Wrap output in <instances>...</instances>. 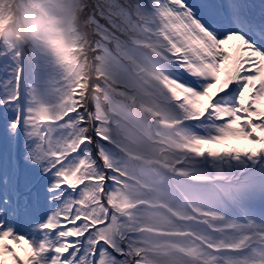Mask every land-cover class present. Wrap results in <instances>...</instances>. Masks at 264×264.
Here are the masks:
<instances>
[{"label": "snow or ice", "instance_id": "6c2138e0", "mask_svg": "<svg viewBox=\"0 0 264 264\" xmlns=\"http://www.w3.org/2000/svg\"><path fill=\"white\" fill-rule=\"evenodd\" d=\"M0 264H264V0H0Z\"/></svg>", "mask_w": 264, "mask_h": 264}, {"label": "clouds", "instance_id": "9594fccd", "mask_svg": "<svg viewBox=\"0 0 264 264\" xmlns=\"http://www.w3.org/2000/svg\"><path fill=\"white\" fill-rule=\"evenodd\" d=\"M9 34L12 38L19 37L20 39H31L32 33L26 32L24 27L23 17L17 13V20L9 28Z\"/></svg>", "mask_w": 264, "mask_h": 264}, {"label": "rangeland", "instance_id": "374dc122", "mask_svg": "<svg viewBox=\"0 0 264 264\" xmlns=\"http://www.w3.org/2000/svg\"><path fill=\"white\" fill-rule=\"evenodd\" d=\"M237 144H239V145H244V144H246V142H236Z\"/></svg>", "mask_w": 264, "mask_h": 264}]
</instances>
